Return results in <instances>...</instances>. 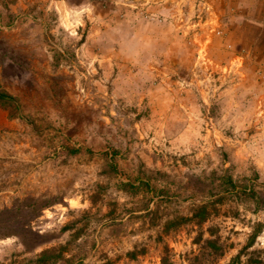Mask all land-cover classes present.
<instances>
[{"label":"rangeland","instance_id":"1","mask_svg":"<svg viewBox=\"0 0 264 264\" xmlns=\"http://www.w3.org/2000/svg\"><path fill=\"white\" fill-rule=\"evenodd\" d=\"M0 92V264H264V0H8Z\"/></svg>","mask_w":264,"mask_h":264},{"label":"trees","instance_id":"2","mask_svg":"<svg viewBox=\"0 0 264 264\" xmlns=\"http://www.w3.org/2000/svg\"><path fill=\"white\" fill-rule=\"evenodd\" d=\"M9 100H12V97L10 95L4 92H0V102H7ZM224 183L225 185L229 186V190L234 188V184L230 178H226ZM123 186L130 187L129 184H124ZM193 216L199 218L201 222L204 221L205 216H206V207L203 205L200 206L197 212ZM255 235H256V232H254L252 236L250 237L248 245H250L254 241ZM206 243L208 244V247H211L215 250H218L219 248V247H216V242L214 240H207ZM46 256H47V252H43L36 260L37 262L36 264H47L49 261H48V257Z\"/></svg>","mask_w":264,"mask_h":264},{"label":"crops","instance_id":"3","mask_svg":"<svg viewBox=\"0 0 264 264\" xmlns=\"http://www.w3.org/2000/svg\"><path fill=\"white\" fill-rule=\"evenodd\" d=\"M8 0H0V7L2 6L3 2H7ZM163 74V73H162ZM176 81L170 80V78L168 77H161V83L165 84V86H161L162 84H160L159 89H161L160 91H167L168 89H170L169 87H171V84H173ZM185 91V89H182ZM183 92V91H182Z\"/></svg>","mask_w":264,"mask_h":264}]
</instances>
